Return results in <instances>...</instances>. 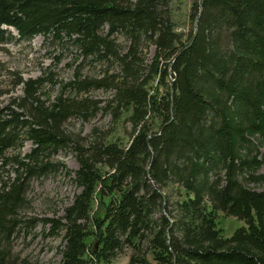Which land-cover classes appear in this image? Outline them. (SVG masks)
I'll list each match as a JSON object with an SVG mask.
<instances>
[{
	"label": "trees",
	"instance_id": "16d2710c",
	"mask_svg": "<svg viewBox=\"0 0 264 264\" xmlns=\"http://www.w3.org/2000/svg\"><path fill=\"white\" fill-rule=\"evenodd\" d=\"M171 1L0 0V45L11 27L79 58L52 99L38 96L50 75L17 77L22 96L0 108V264L29 221L18 215L27 181L66 170L51 159L61 149L79 190L41 219L60 237L50 264H107L125 249L128 264H264V191L253 187L264 183V0H194L187 32ZM82 62L99 74L82 75ZM90 89L110 94L79 96ZM97 111L128 125L124 144L108 129L62 127ZM219 212L242 222L229 236Z\"/></svg>",
	"mask_w": 264,
	"mask_h": 264
},
{
	"label": "rangeland",
	"instance_id": "374dc122",
	"mask_svg": "<svg viewBox=\"0 0 264 264\" xmlns=\"http://www.w3.org/2000/svg\"><path fill=\"white\" fill-rule=\"evenodd\" d=\"M192 1L194 0L171 1L176 30L187 32L193 28L194 22L188 16ZM7 29L14 38L0 45V108L22 96V84H14L17 77L25 80L50 75L51 80L43 84L38 96L40 99H52L61 82L68 80L74 69L79 68V58L75 59L74 50L70 47L61 49L53 42H45L41 35H35L27 41L19 40L14 36L13 29L10 27ZM117 42L118 50H124L126 44L124 39L117 36ZM152 52L153 47L148 46L144 51L146 61L150 59ZM79 65H81L82 75L99 74L95 64L82 62ZM109 94L106 90L90 89L85 93H79V96L87 95L92 99L103 100L109 97ZM92 126L102 130L108 129L109 137L116 138L123 144L127 141L125 132L129 127L123 119L113 124L111 116L102 111H97L87 121L69 118L62 124L63 129L73 135L77 133L85 135ZM30 148L31 143L24 140L19 151L24 154ZM51 159L61 162L70 174L67 176L66 170H51L27 181L25 202L19 209L18 215L19 218L29 221L20 229L14 230L9 239L7 260L11 264H50L59 260L60 237L49 234L47 226L42 225L41 219L60 216L62 208L71 202L73 195L79 189L70 178L71 171L76 168L73 153L68 149L57 150L54 155H51ZM259 171L264 173V162ZM253 187L264 191V183ZM217 223L225 236H229L236 227L242 224L240 220L225 217L221 212L218 213ZM128 254L129 250L125 249L107 264H128ZM147 258L150 264H156L149 255Z\"/></svg>",
	"mask_w": 264,
	"mask_h": 264
},
{
	"label": "water",
	"instance_id": "95a60500",
	"mask_svg": "<svg viewBox=\"0 0 264 264\" xmlns=\"http://www.w3.org/2000/svg\"><path fill=\"white\" fill-rule=\"evenodd\" d=\"M92 250H93V251L95 250V243H93V247H92Z\"/></svg>",
	"mask_w": 264,
	"mask_h": 264
}]
</instances>
